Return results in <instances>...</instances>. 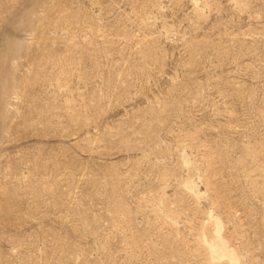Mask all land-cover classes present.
<instances>
[{
  "label": "rangeland",
  "instance_id": "374dc122",
  "mask_svg": "<svg viewBox=\"0 0 264 264\" xmlns=\"http://www.w3.org/2000/svg\"><path fill=\"white\" fill-rule=\"evenodd\" d=\"M216 230L264 264V0H0V264H227Z\"/></svg>",
  "mask_w": 264,
  "mask_h": 264
},
{
  "label": "bare ground",
  "instance_id": "6f19581e",
  "mask_svg": "<svg viewBox=\"0 0 264 264\" xmlns=\"http://www.w3.org/2000/svg\"><path fill=\"white\" fill-rule=\"evenodd\" d=\"M218 225V224H217ZM219 228V227H218ZM217 229V227H216ZM216 240L214 242H212L211 244H207L208 246V251H209V254L211 256L212 259H215V258H220L224 261H226L227 264H238L234 254L230 251H228L223 243V241L220 239V233L218 230H216ZM217 245V246H215Z\"/></svg>",
  "mask_w": 264,
  "mask_h": 264
}]
</instances>
